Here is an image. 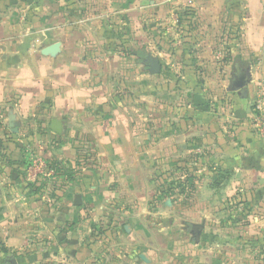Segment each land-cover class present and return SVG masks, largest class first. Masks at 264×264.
I'll list each match as a JSON object with an SVG mask.
<instances>
[{
	"label": "crops",
	"instance_id": "1",
	"mask_svg": "<svg viewBox=\"0 0 264 264\" xmlns=\"http://www.w3.org/2000/svg\"><path fill=\"white\" fill-rule=\"evenodd\" d=\"M170 1H110L93 24L67 15L60 0H0V148L14 163L0 170V243L9 250L0 264H98L99 231L109 251L123 235H143L120 247L132 264H264V140L252 125L264 96V0H189L197 21L190 43L199 51L175 69L159 58L162 71L147 75L151 54L113 44L104 17L118 10L140 34L147 18L167 16ZM55 43V53H44ZM237 65L250 79L233 89ZM32 138L61 167L63 159L74 166L52 206L25 178L22 144ZM197 148L204 165L192 194L159 201L161 169L168 173ZM194 224L204 225L199 242Z\"/></svg>",
	"mask_w": 264,
	"mask_h": 264
},
{
	"label": "rangeland",
	"instance_id": "2",
	"mask_svg": "<svg viewBox=\"0 0 264 264\" xmlns=\"http://www.w3.org/2000/svg\"><path fill=\"white\" fill-rule=\"evenodd\" d=\"M82 1L83 2L79 4L77 0H60V3H59L61 4L60 9H63L64 11H66L67 15L75 16V18L85 17L84 19H86L87 21H89L90 19L94 17L93 19L97 21H93V24H100V22L103 19L101 17V14L102 16L105 15L104 13H101L100 6L104 4L107 5L110 3V1H115V2L120 3L122 0H95V1L94 0H82ZM85 4L94 5L95 11L87 15L84 12L81 13L79 10L80 8H83L82 6H85ZM170 6H171L170 8L171 11H168L166 17H162L161 19L147 18L145 25L144 23L141 24V26L144 25V29H142L144 33L141 32L142 33V34L140 33L141 35L137 33V30H134L133 28H131V26L130 28L128 27L131 23H125L128 19L126 14L116 10L115 12H112L110 16H105L104 19L113 26V29H112L113 33L111 35L112 39L114 40L113 44L116 43L117 41L120 44H124L125 42H128L131 44L130 46L133 48V51H141L145 53V55H148V54L155 55V57L161 58L164 64L168 66V68L175 69L174 65H175L176 60H178L179 58H184L187 53H191L192 51L197 53V51H199V46H195V45L192 46L190 43L193 24L195 25L197 23V21H194V19L196 18V13L193 7L191 6L190 1L189 0H171ZM57 8H58L57 5L52 6L51 7V9H53L52 12L54 11L56 12ZM186 13H190V14H186ZM130 18L132 21V17ZM133 25L135 26V23H133ZM87 28L89 30L92 29L91 27H88V26ZM103 36L104 35H102L101 37ZM127 36H130V37H127ZM116 48L122 49L121 47H118V46ZM226 53H227V50H226ZM228 53H229V50H228ZM167 57H169L170 59H167ZM172 58L174 59V61H172ZM148 71L149 69L147 66V69H146L147 75H148ZM166 79H170V77L167 76ZM228 80H231L229 76H228ZM151 92H153V90H151ZM254 108H255V105L253 106V109ZM4 121H5L4 112H3V109L0 107V130L3 128V127L1 128V126L5 124ZM47 127L48 126L37 125V128L39 129V131H42L43 129H47ZM52 141L53 140H50L51 142L50 147H58V146H55L58 144H59V147H62V145H65L66 143L63 141L61 142H52ZM22 145H23L22 166H24L25 178L27 182L29 183L30 187L37 186L38 188L43 189L42 194L36 193L34 191L33 193L38 195L40 200L46 201L50 206H52L55 203V200L57 199L56 198L57 195H59L57 193L58 188L62 187L63 184H65V182H67L68 184L69 180L70 181L73 180L72 179L73 177L71 178L72 173H70V171H73L74 166L72 165V162L70 160L63 159L64 162L66 161L68 164L61 167V162H59L56 159H51L48 155H46L42 151L43 150L42 146L38 142L35 141V138L26 139L25 141H23ZM81 149L82 148H80V151H79L81 155H84V154L86 155L85 153L86 150H81ZM76 152H77L76 164L81 163V161L78 160V159H81L79 156L80 153L78 154L77 150ZM5 154H8L5 152V149L3 147L0 148V170L1 168L3 169L2 173L6 172V169H5L6 167L14 165V163L12 162L13 161L12 159H11L12 161H10L4 158ZM196 158H198L199 160L202 159L201 157H198L193 153L192 155L188 157V159L186 160V163L188 165H194V162L197 161ZM42 160L43 161L46 160L48 163L53 164L55 166L54 168L55 169L57 168L58 170V172L56 170V174L50 179L44 178L45 176L41 173V170L38 167L36 168L34 166V164H37L38 166L39 162ZM70 165L71 167H68ZM209 167L211 168V165H209ZM69 168L71 169L68 170ZM169 168H170V164H169V167L165 168V170H167L168 173L167 172L163 173L164 169H161L162 171L160 172V174H158L157 179H155L159 183L158 188L156 190V196L158 199H160L159 201L164 200L165 198H169L171 200L173 198L176 200L178 199L181 200L183 199V196L185 197L190 196V194H192L194 190H190L188 188L183 193L180 192L179 188H174L172 189V191L167 190L170 188V185H172L173 182L184 181L187 178L188 174H187V170L184 169V163H180L177 161V162H174L171 169ZM62 170H66V176H67V177L65 176L63 179H61L60 175H58L59 172ZM170 170H172L173 172L169 174ZM196 173L198 174L196 178L197 180L200 178L201 174L199 175V172H196ZM160 185H163V187L161 188ZM157 198L155 199V201H158ZM237 206L239 207L237 203L233 202L230 204L229 208L235 211L236 209L235 207ZM247 210H248V206L246 205L242 206V208L239 209L241 213V215H239L240 220L246 219ZM234 215H237L236 212ZM127 222L128 224L132 223L130 220L126 221V223ZM155 228L153 229L155 230ZM99 230L100 229L98 228V231ZM94 234L98 236V238H95V240L98 241V243H100L99 244L100 251H98V261H97L98 264H124V263L132 264L131 262L127 261V259H129L128 256L124 257V254L120 253V249H121L120 247L122 246L125 247V245H127L131 241H134L136 243L137 240L139 241V239H142V236H143V235L139 236L140 233H137V234H133V237L131 238L132 240L130 239V237H129L130 240H127V237L123 235L121 236V238H123V243L121 244L120 242L119 244H117L116 245L117 247L113 248L114 251H112V249L109 251L108 247H106L108 246L106 243L107 242L106 237L103 236L104 232L99 231V232H94ZM146 239L149 240L148 237ZM95 240H94V243H95ZM88 242L89 241H86L84 243L89 247ZM158 242H161V244L163 243V240L161 237L158 238ZM1 249H6L7 254L0 253V258H1V255H8L9 250L1 246V243H0V250ZM9 256L14 257L15 254H12ZM66 259H69V258H66ZM43 262L41 261V262H38L37 264H41ZM49 263L50 264H67V262L61 263L59 259H55V258H53V262L49 261Z\"/></svg>",
	"mask_w": 264,
	"mask_h": 264
},
{
	"label": "water",
	"instance_id": "3",
	"mask_svg": "<svg viewBox=\"0 0 264 264\" xmlns=\"http://www.w3.org/2000/svg\"><path fill=\"white\" fill-rule=\"evenodd\" d=\"M57 46H58L57 43L50 45L49 47L45 48L44 53H47V54L55 53L57 50ZM145 63L149 66V70L152 73H160L163 69L161 60L152 55H149L146 58ZM237 68H238V71L240 70V72H242L245 75L244 76L245 78L237 87H232L233 89L244 86L250 79L249 75H247L246 72L243 71L239 65H237ZM50 126L55 132H58V133L62 132V127H63L62 121L53 119L51 121ZM203 229H204L203 224H194L193 226V230L191 231V233L197 242H199L202 238ZM11 262L12 264H17L16 259L11 260Z\"/></svg>",
	"mask_w": 264,
	"mask_h": 264
},
{
	"label": "built area",
	"instance_id": "4",
	"mask_svg": "<svg viewBox=\"0 0 264 264\" xmlns=\"http://www.w3.org/2000/svg\"><path fill=\"white\" fill-rule=\"evenodd\" d=\"M254 116L252 125L256 130V133L259 137L264 140V96H259L254 102ZM194 154L198 157L202 156V149L197 148L194 151ZM40 165V166H39ZM39 165L34 164V166L41 170V173L45 176L44 178H52L56 174V169L48 163L46 160L39 162ZM194 165L197 166V161L194 162ZM201 168H198L196 172H199ZM42 176V175H41Z\"/></svg>",
	"mask_w": 264,
	"mask_h": 264
},
{
	"label": "trees",
	"instance_id": "5",
	"mask_svg": "<svg viewBox=\"0 0 264 264\" xmlns=\"http://www.w3.org/2000/svg\"><path fill=\"white\" fill-rule=\"evenodd\" d=\"M186 14H190V13H186ZM119 46H126V44L119 45ZM39 125H41V124H39ZM4 158L12 161L8 154H5ZM196 159H197V166L188 165L186 162H184V169L187 170V174H188L187 178L184 181L173 182L172 185H170V188L167 189L168 191H170V190L172 191V189H174V188H179L180 192L183 193L187 188L190 190L195 189V181H196V178L198 176L196 171L198 168H200L204 165V161L202 159L201 160H199L198 158H196ZM51 165L53 167H55L53 164H51ZM56 170H57V168H56ZM57 172H58V170H57ZM160 186H161V188L163 187V185H160ZM31 190L36 192V193H40V194H42V192H43V189L38 188L37 186H31ZM248 210H250L249 207H248ZM0 253L7 254V250L1 249ZM6 264H12V263L6 262Z\"/></svg>",
	"mask_w": 264,
	"mask_h": 264
},
{
	"label": "flooded vegetation",
	"instance_id": "6",
	"mask_svg": "<svg viewBox=\"0 0 264 264\" xmlns=\"http://www.w3.org/2000/svg\"><path fill=\"white\" fill-rule=\"evenodd\" d=\"M244 76L245 75L237 69V72L234 73L231 87H237L244 80Z\"/></svg>",
	"mask_w": 264,
	"mask_h": 264
}]
</instances>
